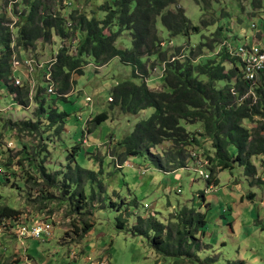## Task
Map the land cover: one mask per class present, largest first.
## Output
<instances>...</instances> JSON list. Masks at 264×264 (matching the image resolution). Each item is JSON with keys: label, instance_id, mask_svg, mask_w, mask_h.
<instances>
[{"label": "rangeland", "instance_id": "obj_1", "mask_svg": "<svg viewBox=\"0 0 264 264\" xmlns=\"http://www.w3.org/2000/svg\"><path fill=\"white\" fill-rule=\"evenodd\" d=\"M105 2L112 4L113 0H43V12L46 15L61 13L68 20L73 12L102 19L99 9ZM70 3L73 6L70 7ZM24 6L23 0H0V17L6 15V21L15 26L18 22L15 12L27 11ZM177 7L184 9L193 25L200 28V34L170 38L159 21L158 30L164 41L161 45L167 60L178 53L177 58L190 59L198 66L205 58H216L226 40L234 48L252 44L255 38L264 41L261 37L264 35L261 25L264 0H177L169 9L175 11ZM254 24L258 28L253 29ZM220 28L222 35L217 36ZM71 38L70 46L76 45L81 39L80 33ZM62 44L55 37L52 43L38 42L35 49L16 50L15 55L47 63L55 58ZM211 44L213 50H199ZM117 46L131 49L130 34H122ZM85 60L84 75L74 73L72 90L65 97L58 94L57 83L56 94L48 95L49 83L43 79L45 70L36 66L33 76L15 71L14 78L22 80L20 87L31 89L29 107L19 104L17 94L11 95L10 88H16L13 82L11 86L0 83V209L8 207L21 213L18 222L3 218L8 229L0 238V264H28L26 261L30 264H179L178 260L158 257L148 240L134 238L132 232L140 219H149L152 215L161 224L170 223L173 216L183 207L191 208L192 203L207 220L205 235L200 237L199 264H264V184L252 186L244 170L235 166L232 172L219 175L217 188L209 189L205 179V175H210L209 170L197 165L205 160L207 153L214 156L210 143L189 149L188 160L197 155L198 162H190L187 169L176 173H162L151 162V156L162 158L172 149L168 143L150 151V155L126 158V148L121 143L141 120H149L155 111L147 109L131 116L122 113L120 108L111 110V91L129 80L138 84L146 82L151 89L163 91V61L151 58L146 65L148 76L136 78L133 66L124 64L120 58L101 66L93 59ZM226 66L229 71L235 63L229 60ZM236 66L242 68L239 62ZM37 84L43 90L39 96ZM42 104L47 109L54 107L69 115L61 126L63 133L57 132L59 124L52 128L42 126L38 131L21 126V123L35 122L39 118L37 111ZM102 113H108L109 120L91 133L90 122ZM40 118L45 120L43 115ZM183 126L191 133H203L199 124ZM245 127L250 130L255 124L245 123ZM10 143L14 146L9 150ZM253 163L264 183L261 161ZM78 164L83 170L97 173L94 182L90 175H86L82 187L72 181L71 178L78 174ZM43 169L50 174L60 173L62 186L68 181L73 185L68 196L60 189L48 188L37 175L42 174ZM77 189L79 192L85 189L83 207L93 205L83 212L76 210L78 197L70 202L72 197L69 196ZM94 193L97 195L95 202L91 200ZM50 195L54 196L52 201L47 198ZM132 201L136 206L129 207ZM145 205L150 209L144 210ZM94 206L98 210L96 213ZM81 212L96 215L85 217ZM120 216L127 222L124 231L118 230ZM38 219L54 225L52 236L42 240H20L15 234L17 224H31ZM83 219L96 226L94 233L85 240L82 239Z\"/></svg>", "mask_w": 264, "mask_h": 264}, {"label": "trees", "instance_id": "obj_2", "mask_svg": "<svg viewBox=\"0 0 264 264\" xmlns=\"http://www.w3.org/2000/svg\"><path fill=\"white\" fill-rule=\"evenodd\" d=\"M176 3L177 0H113L112 4L105 2L99 9L103 13L102 19L73 12L68 20L61 13L44 14L43 0H23L27 11L15 12L18 17L15 26L6 21V15L0 17V83L8 86L12 82V59L16 50L35 49L38 42L49 44L55 37L64 45L55 56L53 80L59 86L58 94L64 97L72 90L74 73L84 75L86 58L93 59L98 66L120 58L124 64L133 66L136 78L141 75L143 78L147 77L148 61L159 58L165 65L163 91L151 89L146 82L138 84L131 80L119 83L111 91V110L120 108L122 113L131 116H137L147 109L155 111L149 120H141L121 143L126 148V158L150 155V151L168 143L172 149L162 158L151 156V162L162 173H176L187 169L190 162H195L192 157L188 160L189 149L210 143L214 156L210 153L204 156V161L208 163L206 169L210 173V180H206L209 189L217 188L220 185L219 175L226 171L232 172L235 166L244 170V175L252 186L262 185L264 183L258 177V169L253 161L260 160L264 169V73L255 85L245 81L242 69L236 66L241 61L231 57L226 47L219 50L216 58H205L198 66H194L190 59L177 58L178 53L167 60L162 47L164 41L158 30L159 21L170 38H190L200 34V28L193 25L183 8L177 7L175 11L169 9ZM71 5L70 3L69 6ZM261 24L264 25V21ZM77 33H80L81 39L76 45L70 46L69 40L77 37ZM124 33L130 34L131 49L124 50L117 46ZM221 35L222 28L217 33V36ZM208 47L202 46L199 50L211 51L214 46L211 44ZM191 54L193 56V51ZM229 60L235 63V67L228 71L226 63ZM219 85L223 87L220 88ZM38 88L37 96L43 93L39 85ZM10 93L17 94L21 106H30V87H11ZM42 115L45 120L40 118ZM37 116L39 118L35 122L26 121L21 126L26 130L38 131L42 126L52 128L59 124L57 132L63 133L61 126L69 115L60 113L54 107L47 109L42 104ZM108 120V113L95 117L90 122L91 133ZM245 123L255 124V128L249 130ZM183 124H199L203 133H191ZM74 162L76 163V155ZM76 171L78 174L71 179L79 187H82L86 175H90L93 182L97 176L94 171L83 170L79 164ZM37 175L48 188L60 189L65 196L71 192L69 188L73 185L68 181V184L62 186L60 173L50 174L43 169L42 174ZM70 197V202L78 197L77 211L93 206L82 205L86 199L85 189L80 192L77 189ZM47 198L52 201L54 196ZM96 199L97 195L94 193L91 200L95 202ZM114 205L111 207L115 208ZM191 205V208L183 207L170 223L161 224L153 215L149 219H140L132 232L133 237L148 240L151 249L163 260L175 259L179 264H199L198 255L202 251L200 237L205 235L207 220L195 203ZM128 206L134 207L136 202L132 201ZM94 208L95 206L93 210L96 213L98 210ZM94 212L82 215L95 217ZM19 216L21 213L11 208L0 209V223L3 218L18 222ZM118 222V230L124 231L127 222L122 216ZM81 223L82 239L85 240L96 226L91 225L87 219H83Z\"/></svg>", "mask_w": 264, "mask_h": 264}, {"label": "built area", "instance_id": "obj_3", "mask_svg": "<svg viewBox=\"0 0 264 264\" xmlns=\"http://www.w3.org/2000/svg\"><path fill=\"white\" fill-rule=\"evenodd\" d=\"M71 26V24H70ZM254 28H257V25H253ZM64 44H62L63 46ZM226 47L230 56L238 58L243 65V78L245 81L255 85L259 80L260 76L264 73V41H254L252 44H246L243 47L233 48L228 43L222 45ZM56 59L53 58L47 63H37L34 58H18L16 55L12 59V66L14 72H20L22 75L26 76L27 72L29 75L33 76L34 68L37 66L42 70H45L43 79L49 83L47 93L48 95H54L55 93V81L53 80L52 67ZM28 76V75H27ZM12 82L16 87L21 86L22 80L19 77H12ZM38 85V84H37ZM36 88V86H35ZM1 102V99H0ZM27 110V108H26ZM14 144L10 143L8 148L11 149ZM197 155H193L195 162H198ZM208 163L205 161L198 162V167L206 168ZM206 180H210L209 175H205ZM145 210H149L148 205L144 206ZM10 224V226H12ZM19 226V227H18ZM17 233H15L20 240L26 239H36L42 240L44 237H51L54 231V225L46 220H34L31 224L24 223L23 225L17 224ZM7 227V222L3 221L0 223V238L5 235ZM1 240V239H0ZM25 263L30 264L26 261Z\"/></svg>", "mask_w": 264, "mask_h": 264}, {"label": "clouds", "instance_id": "obj_4", "mask_svg": "<svg viewBox=\"0 0 264 264\" xmlns=\"http://www.w3.org/2000/svg\"><path fill=\"white\" fill-rule=\"evenodd\" d=\"M255 25H257V24H255ZM261 25L263 26V32H264V25H263V24H261ZM252 27H253V25H252ZM257 28H258V25H257ZM253 29H255V28L253 27ZM258 32H259V31H258ZM258 32H257V33H258ZM260 32H261V31H260ZM261 37L264 38V35H261ZM255 41H257L256 38H255ZM258 41H263V39H259ZM225 43H228L231 47L234 48V46L231 45V43H230L229 41H226ZM223 44H224V43H223ZM223 44H222V45H223ZM222 45L220 46L219 50H220L221 48H224ZM234 58H235V57H234ZM239 63H240V62H239ZM241 65H242V62H241ZM242 68H243V65H242ZM242 68H241V69H242ZM209 176H210V175H209Z\"/></svg>", "mask_w": 264, "mask_h": 264}, {"label": "crops", "instance_id": "obj_5", "mask_svg": "<svg viewBox=\"0 0 264 264\" xmlns=\"http://www.w3.org/2000/svg\"><path fill=\"white\" fill-rule=\"evenodd\" d=\"M13 96H15V95H13ZM249 182H250V180H249ZM262 182H263V181H262ZM93 233H94V232H93ZM93 233H92V234H93Z\"/></svg>", "mask_w": 264, "mask_h": 264}]
</instances>
